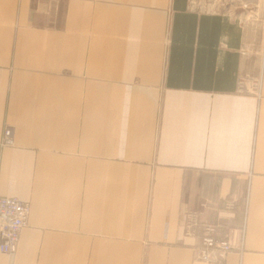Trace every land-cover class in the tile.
Instances as JSON below:
<instances>
[{
  "label": "crops",
  "instance_id": "crops-1",
  "mask_svg": "<svg viewBox=\"0 0 264 264\" xmlns=\"http://www.w3.org/2000/svg\"><path fill=\"white\" fill-rule=\"evenodd\" d=\"M251 36L194 0H0V195L31 204L0 264H214L183 230L206 199L203 221L245 222L227 264H264V40L258 89L240 91Z\"/></svg>",
  "mask_w": 264,
  "mask_h": 264
},
{
  "label": "built area",
  "instance_id": "built-area-1",
  "mask_svg": "<svg viewBox=\"0 0 264 264\" xmlns=\"http://www.w3.org/2000/svg\"><path fill=\"white\" fill-rule=\"evenodd\" d=\"M247 8L245 6H241ZM244 47L242 55H246ZM259 84V83H258ZM255 83L251 89L241 81L240 91L255 93L258 85ZM3 146L14 145V130L6 126L2 138ZM217 204L206 199L202 210L187 209L182 214L184 235L199 240L193 246L195 260L214 264H227V255L232 250L242 251L245 241V222L239 225L222 226L219 223H211L202 220L204 210ZM223 209L234 213L237 209V201L225 200ZM31 214V204L13 196L0 195V251L7 255L15 254L18 250L21 234L27 226Z\"/></svg>",
  "mask_w": 264,
  "mask_h": 264
},
{
  "label": "rangeland",
  "instance_id": "rangeland-1",
  "mask_svg": "<svg viewBox=\"0 0 264 264\" xmlns=\"http://www.w3.org/2000/svg\"><path fill=\"white\" fill-rule=\"evenodd\" d=\"M194 3L201 7L231 12L242 18L244 24L252 32V36L245 46L247 51L245 58L250 64L252 73L248 75L245 72L243 82L250 89L255 83L258 84L264 40V11L261 8L264 0H256L247 8L241 7L243 4L238 0H194Z\"/></svg>",
  "mask_w": 264,
  "mask_h": 264
},
{
  "label": "bare ground",
  "instance_id": "bare-ground-1",
  "mask_svg": "<svg viewBox=\"0 0 264 264\" xmlns=\"http://www.w3.org/2000/svg\"><path fill=\"white\" fill-rule=\"evenodd\" d=\"M238 1H240V2L243 4V6L247 7V6H249V4H251L254 0H238Z\"/></svg>",
  "mask_w": 264,
  "mask_h": 264
}]
</instances>
